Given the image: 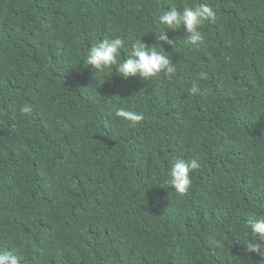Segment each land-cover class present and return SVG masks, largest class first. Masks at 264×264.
I'll return each mask as SVG.
<instances>
[{"label": "trees", "instance_id": "16d2710c", "mask_svg": "<svg viewBox=\"0 0 264 264\" xmlns=\"http://www.w3.org/2000/svg\"><path fill=\"white\" fill-rule=\"evenodd\" d=\"M198 3L216 12L202 41L183 26L174 47L157 40L164 9ZM114 36L121 59L141 36L162 44L174 73L95 76L88 50ZM174 158L200 165L184 193L167 183ZM250 216H264V0H0V250L22 264H257Z\"/></svg>", "mask_w": 264, "mask_h": 264}, {"label": "clouds", "instance_id": "9594fccd", "mask_svg": "<svg viewBox=\"0 0 264 264\" xmlns=\"http://www.w3.org/2000/svg\"><path fill=\"white\" fill-rule=\"evenodd\" d=\"M215 20L216 12L207 3H198L194 7L185 6L182 10L170 5L156 19L157 24L164 26L163 29L157 32V40L167 42L174 47L175 42L169 40L168 29L175 31L183 26L186 33V39L184 40L195 45L202 41V34L199 31L200 26L205 21L214 22ZM141 37L131 43L122 59V51L125 50L127 41L120 36L103 38L89 48L87 65L93 66L95 76L104 72L105 69H110L112 72L113 66H115V72L125 79L137 74L145 80L156 77L160 73L173 74L175 71L174 65L170 57L165 54L166 50L163 45L159 44L161 50L158 51L156 47H150V45L156 44H146ZM204 75V73H201L202 77ZM199 91L200 89L195 85L191 88L192 93ZM22 111L29 113L31 109L25 106ZM114 114L132 125L143 121L145 118L142 113L125 108L116 109ZM199 166L196 159L174 158L167 172L168 185L178 193L186 192L192 183L190 172L198 169ZM246 224L251 237H254V239L250 237L248 240L243 241L246 250L264 258V216H250ZM216 243L219 244L220 242L216 241ZM0 264H22V257L13 250H0ZM257 264H264V259L258 260Z\"/></svg>", "mask_w": 264, "mask_h": 264}]
</instances>
